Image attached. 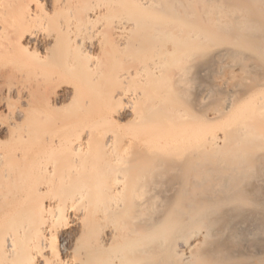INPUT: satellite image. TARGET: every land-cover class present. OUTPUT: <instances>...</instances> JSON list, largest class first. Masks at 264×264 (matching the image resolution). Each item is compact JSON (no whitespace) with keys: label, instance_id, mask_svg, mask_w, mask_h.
<instances>
[{"label":"bare ground","instance_id":"bare-ground-1","mask_svg":"<svg viewBox=\"0 0 264 264\" xmlns=\"http://www.w3.org/2000/svg\"><path fill=\"white\" fill-rule=\"evenodd\" d=\"M50 3L0 0V264H264V0Z\"/></svg>","mask_w":264,"mask_h":264},{"label":"rangeland","instance_id":"rangeland-1","mask_svg":"<svg viewBox=\"0 0 264 264\" xmlns=\"http://www.w3.org/2000/svg\"><path fill=\"white\" fill-rule=\"evenodd\" d=\"M59 3H60V1H59ZM61 4V3H60ZM43 5H44V8H45V11H47V12H51V3H50V0H43ZM70 6V5H69ZM91 7H92V5H90ZM64 7H66V6H61L60 7V9H61V11L59 12V14L61 13V12H63L64 11V13H61L62 14V16L60 15V17H62L61 19H64L65 17L66 18H68V16H69V9H68V7H67V9L66 10H64ZM71 7H72V5H71ZM70 7V8H71ZM65 13H66V16H65ZM63 14H64V17H63ZM68 15V16H67ZM65 18V19H66ZM95 19H96V21H95ZM94 20H92L93 22H91L90 23V26L92 27V29H96L95 31H93V30H91L90 32L92 33V34H94L93 36H92V34L91 33H89V36L90 37H88V34H87V37L88 38H90V39H92V37L94 38V36H95V41H94V39H92L93 40V43H94V45H96L97 43H98V41H101L102 39H99V37L101 38V36H103V35H101L102 33V30H101V28L103 27V22H104V20H103V17H98V18H95ZM99 20V22H98V20ZM95 22V23H94ZM100 25L102 26V27H100ZM98 26V27H97ZM100 27V28H99ZM101 30V31H100ZM93 31V32H92ZM95 32V33H94ZM96 32L97 33H101V34H96ZM106 31L105 30H103V33L104 34H106L105 33ZM101 35V36H100ZM109 34H108V32H107V35L106 36H108ZM111 35V34H110ZM109 35V37H107V38H104V41H106L105 39H108L109 38V41H111V39L112 38H110V37H112V36H110ZM92 36V37H91ZM104 37V36H103ZM102 37V38H103ZM99 39V40H98ZM108 41V40H107ZM97 42V43H96ZM101 42H103V41H101ZM105 49H110V48H105ZM109 51H107L106 50V53H108ZM111 53L113 52V51H110ZM95 53L96 52H94V51H92V55H95ZM109 54V58H110V61H109V58H108V60L107 61H109V63L111 62V55L112 54H110V53H108ZM30 60V59H29ZM31 60H35V61H39L40 62V60H38V58H37V60H36V58L35 59H31ZM30 60V61H31ZM106 60V59H105ZM106 61V62H107ZM29 62V61H28ZM28 62H27V64H28ZM33 61H31V63H32ZM30 63V62H29ZM36 62H34V64H35ZM38 63V62H37ZM108 63V62H107ZM26 64V65H27ZM1 67V71H0V75H1V73H3V71L5 72V69L2 67V66H0ZM2 68H3V70H2ZM1 80H3V78L1 79L0 78V91H1V93H0V97L2 96V97H5L6 96V92L8 91V90H10V89H12V94H11V97L9 98V99H11V100H9V103L7 102L6 104H3L2 106H0V140H1V138L3 139V138H5L4 136H6V132H5V129L3 128L4 127V125H5V123H7V122H9V119H11L12 117L11 116H13V114L14 113H16V112H18V111H24L25 110V106H24V104H23V102L22 101H20L21 99H19L18 98V96L16 95V90L18 91V89L17 88H27V87H30V86H32L33 85V83H32V81H30L31 79H27V80H22V82H23V84L21 83V84H19L18 83V81H20V80H13V81H9V82H5L4 80V82L3 81H1ZM16 81H17V83H16ZM30 82L32 83V84H30ZM9 83V84H8ZM28 85H30V86H28ZM9 87V88H8ZM28 89V88H27ZM19 90H21V89H19ZM5 95V96H4ZM35 96L37 97V95L35 94ZM1 97V98H2ZM17 97V98H16ZM35 97V100L37 99V100H39L38 98H36ZM125 102V101H124ZM126 103V102H125ZM38 104H40L39 102H38ZM5 105V106H4ZM8 105V106H7ZM37 105V104H36ZM100 105H102V104H100ZM39 106V105H38ZM38 106L36 107V108H38ZM98 104L96 105H93V103L90 105V106H88V107H85V108H83V109H80V108H76V109H72V110H64V111H62L61 112V119H63V120H67V118H68V116L70 117V115L72 114H74V112H75V114H81L82 116H84L86 119L90 116V118L91 117H93V116H91V115H93V113H94V116H95V112H96V109H98ZM100 107V106H99ZM102 108H105L104 107V105L103 106H101L99 109H100V111L99 110H97V112L99 111V113L101 112V110H102ZM105 110L106 109H104L103 110V112H102V114L105 112ZM74 114V115H75ZM102 114H100V116L102 115ZM105 114V113H104ZM96 115H99L98 113H96ZM67 117V118H66ZM66 118V119H65ZM7 121V122H6ZM4 124L3 126H1L2 124Z\"/></svg>","mask_w":264,"mask_h":264}]
</instances>
